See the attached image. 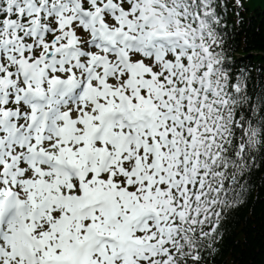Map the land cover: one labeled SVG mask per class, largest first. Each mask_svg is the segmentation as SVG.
I'll return each instance as SVG.
<instances>
[{
	"label": "snow or ice",
	"instance_id": "obj_1",
	"mask_svg": "<svg viewBox=\"0 0 264 264\" xmlns=\"http://www.w3.org/2000/svg\"><path fill=\"white\" fill-rule=\"evenodd\" d=\"M247 4L0 0V264H227L264 219Z\"/></svg>",
	"mask_w": 264,
	"mask_h": 264
},
{
	"label": "trees",
	"instance_id": "obj_2",
	"mask_svg": "<svg viewBox=\"0 0 264 264\" xmlns=\"http://www.w3.org/2000/svg\"><path fill=\"white\" fill-rule=\"evenodd\" d=\"M248 11L244 14L245 20L252 21L253 35L249 38V51L245 53L242 49L245 47V38L240 37L241 54H261L263 56L253 57L252 63L260 64L261 57H264V27H261L260 21L264 19V2L262 0H248ZM236 222L231 236L226 240L225 252L220 257L221 260L227 261V264H240L239 260L234 261V257H240L244 253L245 257L251 252L258 251L261 243H264V224L262 219L261 206H257L255 215L250 207L244 208L238 213Z\"/></svg>",
	"mask_w": 264,
	"mask_h": 264
}]
</instances>
